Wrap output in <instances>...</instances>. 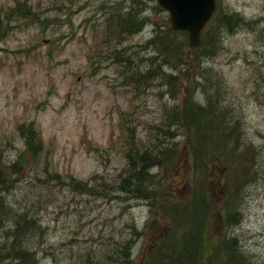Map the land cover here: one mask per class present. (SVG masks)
I'll return each instance as SVG.
<instances>
[{"label":"rangeland","instance_id":"rangeland-1","mask_svg":"<svg viewBox=\"0 0 264 264\" xmlns=\"http://www.w3.org/2000/svg\"><path fill=\"white\" fill-rule=\"evenodd\" d=\"M215 4L192 50L156 0H0V245L19 216L32 225L29 260L2 264H125L130 239L128 264H151L196 193L216 218L225 183L241 215L227 233L264 264V0ZM188 101L222 127L199 137L208 158L173 116ZM164 147L149 186L122 190L127 153Z\"/></svg>","mask_w":264,"mask_h":264},{"label":"trees","instance_id":"trees-1","mask_svg":"<svg viewBox=\"0 0 264 264\" xmlns=\"http://www.w3.org/2000/svg\"><path fill=\"white\" fill-rule=\"evenodd\" d=\"M27 7L31 8L30 5H27ZM26 13V5L20 3H17V5L10 10L11 15L16 14L23 16ZM121 24L124 27L128 26L125 20L122 21ZM125 31L128 32L129 30L126 29ZM131 78L133 79L134 75H131ZM204 112L208 113L210 109H204L203 106L188 101L184 104L182 111L174 112L173 116L178 120H184L182 126L186 128L189 133L193 134V140H190L189 148L192 155L196 156L205 150L204 155L208 158L209 153L206 152L207 149L205 146L207 141H211L209 139L210 137H208L206 141H200L199 137L202 135H210L213 140L215 137L213 133L219 132L222 134V127L221 130L218 131L221 125L215 123L212 119L203 122L202 117ZM169 127L170 125L168 128ZM27 130V133H24L25 146L31 154L36 155L39 151V146L34 145L32 140L37 133L33 129ZM222 142L224 143V141H221V143ZM150 152L152 151H143L141 154H137L139 155L138 159L135 158L136 156H134V154L127 153L130 173L126 177L123 176L121 178L122 190L142 192L140 187L148 185L150 182L148 169L153 165H160L163 157L169 154L170 150L164 147L154 156ZM210 155L218 157L215 154ZM78 184L83 185V183ZM224 185L227 187L224 205L221 207L218 215L215 213L216 218L211 214V208L206 207V202L200 200L198 198V193H196L193 202L189 204L188 210L190 209L191 214L189 213V217H187L186 220L188 218L191 219L188 223H184V232L176 238L175 242L171 241V243H167V248L160 247L157 252L162 256L159 257L156 254L155 261L151 264H253L251 261L246 262L242 259L244 254L242 255L240 251L237 238L227 233V227L238 224L241 220V215L230 200L231 191L226 183ZM146 190L149 191V189ZM143 194L144 197H149L146 193ZM203 196L206 197V191H204ZM210 218H215L217 233L216 235L213 233L211 236H208L207 232L210 226ZM150 221V218H148L144 226H147ZM190 223L192 225H190ZM182 227L183 225L179 224L175 226V229L179 230ZM31 228L32 225L25 215L18 217L15 222L13 234L10 235V238L8 237L10 243L0 245V252L4 254L1 259H20L26 262L29 260L28 256L31 255L30 251H24L21 247L24 246V239H26ZM174 232L175 230H173V234ZM122 246L127 250L124 261L125 264H128L131 260V239L126 241ZM2 262L3 261L0 260V264H2Z\"/></svg>","mask_w":264,"mask_h":264},{"label":"water","instance_id":"water-1","mask_svg":"<svg viewBox=\"0 0 264 264\" xmlns=\"http://www.w3.org/2000/svg\"><path fill=\"white\" fill-rule=\"evenodd\" d=\"M169 14L173 30L187 32L192 50L201 45V31L215 10V0H156Z\"/></svg>","mask_w":264,"mask_h":264}]
</instances>
